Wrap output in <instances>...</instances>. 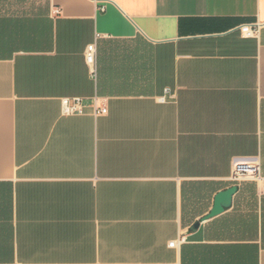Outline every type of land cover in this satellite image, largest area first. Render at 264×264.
<instances>
[{
	"label": "crops",
	"instance_id": "crops-1",
	"mask_svg": "<svg viewBox=\"0 0 264 264\" xmlns=\"http://www.w3.org/2000/svg\"><path fill=\"white\" fill-rule=\"evenodd\" d=\"M0 264H264V0H0Z\"/></svg>",
	"mask_w": 264,
	"mask_h": 264
},
{
	"label": "built area",
	"instance_id": "built-area-1",
	"mask_svg": "<svg viewBox=\"0 0 264 264\" xmlns=\"http://www.w3.org/2000/svg\"><path fill=\"white\" fill-rule=\"evenodd\" d=\"M261 29L260 25H244L241 27V32L245 36H255ZM86 60L91 68L92 74L96 75L97 68V44L92 43L87 47ZM83 100L81 97H66L63 99V110L66 114L82 113L83 112ZM107 107H96V114L107 113ZM259 165L258 163L250 162L243 158H236L233 164V172L231 175V181L237 186L241 182L247 179H259ZM185 237H181L177 241L170 243L171 247L178 245L185 241Z\"/></svg>",
	"mask_w": 264,
	"mask_h": 264
},
{
	"label": "water",
	"instance_id": "water-1",
	"mask_svg": "<svg viewBox=\"0 0 264 264\" xmlns=\"http://www.w3.org/2000/svg\"><path fill=\"white\" fill-rule=\"evenodd\" d=\"M238 187L232 186L224 191L218 193L215 199V205L211 212L205 217V219L218 215L225 208L229 207L232 204L233 197L237 192ZM200 223H197L196 226H199Z\"/></svg>",
	"mask_w": 264,
	"mask_h": 264
}]
</instances>
